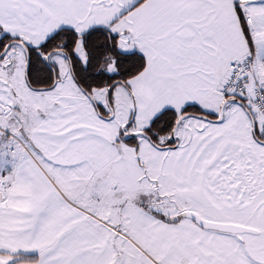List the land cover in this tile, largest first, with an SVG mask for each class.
<instances>
[{
    "label": "snow or ice",
    "instance_id": "obj_1",
    "mask_svg": "<svg viewBox=\"0 0 264 264\" xmlns=\"http://www.w3.org/2000/svg\"><path fill=\"white\" fill-rule=\"evenodd\" d=\"M0 264H264V0H0Z\"/></svg>",
    "mask_w": 264,
    "mask_h": 264
}]
</instances>
